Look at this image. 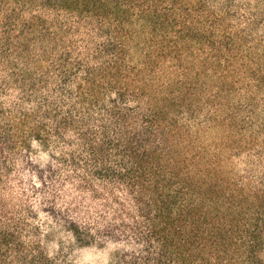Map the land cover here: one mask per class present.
Returning <instances> with one entry per match:
<instances>
[{
    "label": "trees",
    "instance_id": "16d2710c",
    "mask_svg": "<svg viewBox=\"0 0 264 264\" xmlns=\"http://www.w3.org/2000/svg\"><path fill=\"white\" fill-rule=\"evenodd\" d=\"M110 243L264 264V0H0V264Z\"/></svg>",
    "mask_w": 264,
    "mask_h": 264
},
{
    "label": "rangeland",
    "instance_id": "374dc122",
    "mask_svg": "<svg viewBox=\"0 0 264 264\" xmlns=\"http://www.w3.org/2000/svg\"><path fill=\"white\" fill-rule=\"evenodd\" d=\"M117 247V244L110 243L99 249L92 247L82 249L78 252L77 261L80 264H107Z\"/></svg>",
    "mask_w": 264,
    "mask_h": 264
}]
</instances>
